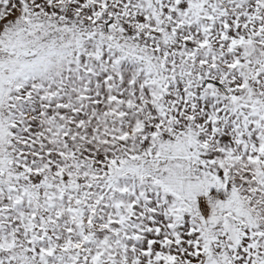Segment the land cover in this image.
Returning a JSON list of instances; mask_svg holds the SVG:
<instances>
[{"label": "snow or ice", "instance_id": "6c2138e0", "mask_svg": "<svg viewBox=\"0 0 264 264\" xmlns=\"http://www.w3.org/2000/svg\"><path fill=\"white\" fill-rule=\"evenodd\" d=\"M0 264H264V0H0Z\"/></svg>", "mask_w": 264, "mask_h": 264}]
</instances>
